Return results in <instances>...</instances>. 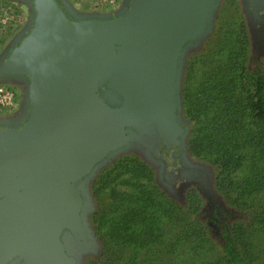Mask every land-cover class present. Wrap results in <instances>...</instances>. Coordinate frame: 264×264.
I'll use <instances>...</instances> for the list:
<instances>
[{
    "label": "water",
    "instance_id": "water-1",
    "mask_svg": "<svg viewBox=\"0 0 264 264\" xmlns=\"http://www.w3.org/2000/svg\"><path fill=\"white\" fill-rule=\"evenodd\" d=\"M246 2L264 12V0ZM219 4L131 0L110 19L74 16L61 0H32V27L0 64L29 78L35 111L19 130L0 129V264L14 249L29 264H74L56 238L63 226L76 228V202L59 189L120 148L126 125H173L186 55L211 31ZM108 81L125 97L123 111L99 102L95 89ZM85 225L89 253L96 245Z\"/></svg>",
    "mask_w": 264,
    "mask_h": 264
},
{
    "label": "trees",
    "instance_id": "trees-1",
    "mask_svg": "<svg viewBox=\"0 0 264 264\" xmlns=\"http://www.w3.org/2000/svg\"><path fill=\"white\" fill-rule=\"evenodd\" d=\"M236 25L242 50L229 33L218 37L200 72L190 59L182 91L184 118L196 122L187 151L213 167L215 200L205 204L191 191L180 204L140 159L118 160L113 165L131 176L133 189H112L92 216L104 259L91 264H264V65L247 68L249 39L245 25ZM219 196L247 219L231 224Z\"/></svg>",
    "mask_w": 264,
    "mask_h": 264
},
{
    "label": "flooded vegetation",
    "instance_id": "flooded-vegetation-1",
    "mask_svg": "<svg viewBox=\"0 0 264 264\" xmlns=\"http://www.w3.org/2000/svg\"><path fill=\"white\" fill-rule=\"evenodd\" d=\"M244 1L246 4L247 0ZM130 2L131 0H128L126 7L121 10L120 14L113 16V18L122 17L125 12L129 10ZM247 10L251 15L250 17L258 41L264 44V12L257 13L254 10L252 11V9ZM25 37H27V35ZM25 37L17 46L21 45ZM0 64H2V60ZM0 80H18L22 83V89L25 91L27 90L25 98H23L22 95L19 97L22 107L20 111L14 114L15 118L13 121L0 123V129L14 132L24 126L30 118L35 115L28 93L30 80L28 77L13 76L12 74L4 73L3 67H0ZM95 94L99 102L108 110L115 112L125 109L126 99L115 90L112 81L97 85ZM176 105H178V101H176ZM123 136L124 139L121 142L122 146L120 148L105 156L104 159L98 162L92 171L87 173L84 177L79 180L71 181L67 187H61V189H59L61 190L59 191V195L72 194L76 202L74 207L76 212V228L69 229L63 226L56 238L64 255L67 256L69 260L74 261V264H83V258L85 257L81 254L83 248H85L83 245L90 241L87 230L85 229L87 228L85 222H90V219L96 212L94 209L95 212L89 215L91 205L88 202L90 199L93 206V186L96 181L95 177L105 167L102 166L100 168V166L114 155H121V153L129 151L128 154L131 153L130 155L134 156L136 154H133V151L141 152V155L158 169L157 181L159 184L172 195L182 196L185 188L197 186L199 189L204 190L207 199L211 201L215 200L216 194H214L211 188L213 186V178L209 180V174L207 172H204L199 167L196 168L188 161L190 159V155L187 151L189 132L179 106H177L173 125L169 126L167 129L161 128V126L157 127L155 123H147L145 126L140 127L130 123V125L124 127ZM107 165H109V163ZM93 208H95V206H93ZM86 213L89 215V220L85 218ZM5 264H29V261L19 250L14 249V252Z\"/></svg>",
    "mask_w": 264,
    "mask_h": 264
},
{
    "label": "rangeland",
    "instance_id": "rangeland-1",
    "mask_svg": "<svg viewBox=\"0 0 264 264\" xmlns=\"http://www.w3.org/2000/svg\"><path fill=\"white\" fill-rule=\"evenodd\" d=\"M63 5L67 7V9L74 14V16L79 17H92V16H104L113 18V16L121 13V10L126 7L128 0H116L115 4L107 5L101 4L100 0H61ZM251 15L249 14L245 1L244 0H220V4L218 6L217 12L213 19V24L211 31L202 38L200 43H197L195 49H191L188 51L186 55L185 65L182 71V81L179 88V97L178 104L180 106V111H184L183 107V99H182V91L183 84L186 81L185 72L188 69L189 61L192 57H196V73L200 72L199 67L202 65L203 60L206 61V57L209 56V53L212 49L213 43L216 42L218 37H224L226 33H229L230 36L234 37L237 44V51L242 50V42L243 36L240 33V27L236 25V23H243L246 28V33L249 39V46L247 49L248 54V66L247 68L253 72H256L257 66L264 65V44L258 41L257 35L255 34L254 25L251 20ZM33 7L32 0H0V61L3 60L6 55H9L12 50L18 45V43L29 33L32 23H33ZM221 30V36H218L219 31ZM196 55V56H195ZM252 57V62L250 61ZM258 62V63H256ZM213 61V60H211ZM258 64V65H257ZM212 65V64H210ZM213 67V65H212ZM259 67V68H260ZM200 75V73H199ZM197 78L191 79V84L194 85L195 80ZM2 83V84H1ZM4 83V84H3ZM196 84V83H195ZM0 85L6 86L10 89H13L17 93V112L21 110L22 105L20 104L19 97L20 95L23 98L26 97V91L22 89V83L18 80H9V81H0ZM193 87V86H192ZM184 117V114H183ZM15 118L14 113L0 111V122H11ZM185 122L187 124V129L189 132L188 140L191 139L192 130L196 122H191L186 118ZM132 152V151H131ZM129 151H125L121 153V155H117L115 158L111 160L109 165L105 166L103 170L99 174H97L96 181L94 182L93 192H94V203L95 211L110 202V198L108 197L112 192V189H115L119 193H129L132 191L133 187L130 185L132 183L126 182L131 176L129 174L121 175L122 170H119L115 165H113L118 160L132 156L128 154ZM120 154V153H119ZM124 154V155H123ZM133 157L140 159L142 162L146 164V166L154 173V182L161 190L171 197L174 201L178 203H184V199L186 195L191 191H196V193L202 198L205 204L207 203V197L205 196L204 190L199 189L197 186H189L185 188L182 196H175L169 193L165 188H163L159 182L157 181L158 169L151 163H149L141 152H134ZM123 155V156H122ZM122 156V157H121ZM121 157V158H119ZM119 158V159H118ZM191 165L196 168H201L204 172L209 174V180L211 178L214 179L215 174L212 172V166L208 164L206 161L201 160L197 157L190 156L188 160ZM143 180V179H142ZM144 181V180H143ZM110 183V188L106 189L107 184ZM214 184V183H213ZM214 192V185L211 187ZM204 192V193H203ZM220 200L223 203L222 207H225L226 211L230 212L232 215L231 224L233 222H240L241 219H247L244 212L237 211L235 208H232L230 204L224 201V198L219 196ZM204 204V207H205ZM206 208V207H205ZM94 211V212H95ZM95 212V213H96ZM241 215V216H240ZM244 215V217H243ZM91 229L94 232V241L95 247L87 251H82L85 257L83 258V264H91L93 262L101 261L104 259V245L101 237L97 236L90 219ZM104 228L103 236H105L108 232L106 230V224ZM213 233V231H212ZM214 234V233H213ZM215 237V236H214ZM134 252L129 250V254ZM144 253V251H139L137 254ZM142 256L137 257L136 261L139 263L142 260Z\"/></svg>",
    "mask_w": 264,
    "mask_h": 264
},
{
    "label": "built area",
    "instance_id": "built-area-1",
    "mask_svg": "<svg viewBox=\"0 0 264 264\" xmlns=\"http://www.w3.org/2000/svg\"><path fill=\"white\" fill-rule=\"evenodd\" d=\"M116 0H100L101 4H115ZM17 93L6 86L0 85V111L17 113Z\"/></svg>",
    "mask_w": 264,
    "mask_h": 264
}]
</instances>
